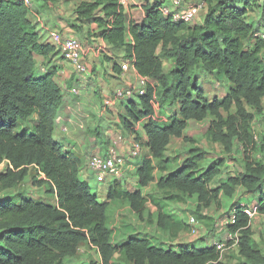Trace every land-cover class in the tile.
I'll return each instance as SVG.
<instances>
[{
	"label": "trees",
	"instance_id": "16d2710c",
	"mask_svg": "<svg viewBox=\"0 0 264 264\" xmlns=\"http://www.w3.org/2000/svg\"><path fill=\"white\" fill-rule=\"evenodd\" d=\"M65 1L74 4L81 25H95L97 38L113 48H124L122 62H131L145 83L143 95L118 101L123 104V113L116 126L137 141L145 136L143 147L152 160L163 165L160 171L168 172L157 181V189L170 193L168 199L196 198L201 207L217 202L219 196L232 200L238 188L257 196L256 203L263 202L264 164L253 161L251 154L264 147V137L258 146L251 127L263 115L264 42L255 35L264 32L260 31L264 4L257 0H203L204 20L190 26L163 15V1L159 0L142 6L138 21L126 18L128 9L121 0ZM46 3L33 0L32 7L27 8L12 0H0V166L4 165L0 195L21 185L29 167H35L44 177L38 184H47L55 196L52 206L0 199V264H63L83 245L95 248L102 264H112L116 255L129 264H223L215 245L174 251L157 247L147 238L132 237L118 246L111 243V231L106 226L108 203H126L132 213L141 216L146 201L139 190L128 192L113 183L106 201L99 202L89 184L80 179L79 158L63 151L53 139L64 106V93L55 80V66H51V58L58 57V52L41 42L29 20L32 11L39 14L46 10ZM255 6L259 20L250 23L247 16ZM35 56L46 61L44 73L37 72ZM164 59L173 65L167 73L163 71ZM119 67L114 65L116 71ZM87 69L88 75L83 76L88 78ZM199 71L226 81L231 86L226 96L209 102L199 88ZM73 86L78 90L77 84ZM164 103L178 107L177 117H168L169 122L155 119V106L163 108ZM232 107L234 113H230ZM32 116L36 119L29 130ZM210 117L214 122L209 123L208 135L224 151L241 153L242 171L222 177L225 162L221 159L200 171L197 162L201 155L172 170L165 157L171 139H179L189 122ZM145 119L149 122L137 131L136 126ZM101 120L105 119L98 116L95 123ZM151 159L142 160L137 168L139 188L154 181ZM237 205H231L229 214ZM154 206L159 229L172 235L184 229L163 212L162 205ZM259 213L264 215V203ZM251 226L249 218L237 211L226 227L227 234L235 237L227 246L231 242L237 245L241 264H264V253L252 238Z\"/></svg>",
	"mask_w": 264,
	"mask_h": 264
},
{
	"label": "rangeland",
	"instance_id": "374dc122",
	"mask_svg": "<svg viewBox=\"0 0 264 264\" xmlns=\"http://www.w3.org/2000/svg\"><path fill=\"white\" fill-rule=\"evenodd\" d=\"M153 1L129 0V3L134 5L132 7L128 6V2L125 4L122 3L123 6L128 9L126 18L128 20L133 19L138 21L142 15L140 5H146ZM257 2H259V5L264 4V0H257ZM59 6H61V8ZM130 9L133 10L128 16ZM33 12L34 11H32L31 14L34 15L35 12ZM37 15H39V22L36 26L38 29H42L44 33L53 30L60 32L65 31L67 34L75 33L76 37H78L82 44L84 52L86 46H88L95 51L94 53H96L98 57L97 59L100 61L106 62L107 59H109L106 55L110 54L111 51L104 48L99 41L96 40L97 36L93 31L88 30V26L91 24L81 25L77 21L74 12V5L68 6L59 2L58 7L56 6L55 9L53 8L51 11H48L46 8V10L41 11V13ZM259 16V9L255 6L253 12L248 13L247 21L250 23H257ZM29 19L32 20L33 17L30 16ZM193 23L194 22L189 25L194 26ZM75 26H81V29L76 30V28H74ZM260 31H264V24L260 28ZM84 54L87 56L86 52ZM113 59L116 61L115 63L120 64L118 58L114 57ZM262 59L264 61V53L262 54ZM109 61L112 60L109 59L108 62ZM163 61V71L167 73L171 70L172 62L169 60ZM58 62L59 60H57V63ZM36 63L37 72L44 73L47 70V64L45 61L39 60V62ZM53 65L54 63L51 66L54 67ZM61 68H59V70L63 71ZM93 69L96 70L95 68ZM94 70L91 71L93 74ZM101 70L102 72L100 75H93L91 73V76L87 78L75 75L71 68L66 67L67 72L64 70L63 74L56 79L61 90H65L62 91L66 99L64 100L63 109L59 112L60 118L56 122L57 125L55 126L54 139H56V142L60 145L63 151L69 152L79 158L80 179L89 184L90 192L96 195L99 202L105 201L108 188L113 185V183L121 184V187L125 191L134 192L139 190L142 193L146 205L144 213L141 216L132 213L126 203L118 201L108 203L106 226L111 231V243L114 246H118L132 237L147 238L151 244L157 247L174 251L186 246L198 249L207 247L208 245L221 244L224 245V249L221 252L222 263L241 264L243 260L238 255L237 245L234 242H231L232 244L227 246V242L233 237H230V235L227 234V226L224 225V222L231 216V213L229 214V212L232 204H253L255 203L254 199H256L257 196L248 194L243 189L238 188L232 200L219 196L217 202H212L207 207L199 206L196 198L186 199L173 197L172 199H168L171 195L170 193L157 189V181L162 177H166L168 172L162 173L160 168L163 165L152 160L149 154L148 157L151 159L154 166V181L147 187L139 188L136 171L141 161L144 160L142 156L145 152L144 150L141 153V156L135 160L132 168L127 171L121 179L107 178L103 183H97L96 177L88 168L89 159L94 155L105 153V151L112 146V141L115 140L118 134L115 135V131L118 132L120 130L117 127L112 128L111 125H115L113 120L119 119L123 113L122 106L119 102H117L114 107L116 112L114 111L110 113V111L104 109V100L106 99L110 101L112 99L111 96H102L104 94H102L104 86H108V80H110V78L108 79V77H106L109 73V66H106V68H102ZM134 78L136 79L135 82L130 83L127 81V83L131 85L129 88H132L133 90L144 88L145 83L142 82V84L135 76ZM197 80L199 88L209 102L215 99L221 100L224 98L231 87L226 81H219L213 75L205 74L200 71L198 72ZM125 82L126 81L123 79V84H125ZM64 84H66V88H64ZM76 84L78 87V94L73 95L69 89ZM82 85H86V88H82ZM168 105L169 103H164L163 108L159 107L160 105L155 106V119L161 122H169L168 117L174 115L177 117L178 107L172 105L173 107L170 108ZM262 107L263 115L261 117L259 116L251 127L252 132L256 135L255 139L258 142V146L261 145L260 141H262L264 137V101ZM234 111L235 108L232 107L230 113H234ZM106 112L110 117L108 122L101 120L98 121V123H95L98 116L106 119L104 114ZM226 115V113H222L223 117H226ZM65 116H67V118L64 121L62 120V117ZM35 119V116L29 118L27 126L29 130L34 124ZM70 120L75 124V127L64 131L63 129L67 128ZM211 122H214V119L211 117L202 122H189L179 139H171L166 149L165 157L169 160L172 170L184 167L186 161L193 159L194 155H201L202 160L197 162L200 171L205 170L218 159L225 162V166L221 168V175L223 172L222 177L224 175L226 176L227 173L233 175L234 173L242 171L243 164L241 159L243 157L241 153L239 151L231 153L224 151L223 147L218 143H215L211 139V136L208 135L209 123ZM137 131L141 130L139 129ZM119 134L124 135L123 133ZM142 136L144 135L142 134ZM119 149L120 147H118V150ZM251 159L255 162H262L264 164V147L262 149L257 148L254 153L251 154ZM3 169L4 165H1L0 171ZM41 180H43V178L38 175L36 168L29 167L28 177L25 181L16 188L2 193L0 199L11 200L14 204H18L19 201L22 200H31L36 203H44L51 206L55 205V198L53 194L50 193L49 186L47 184H38ZM154 203L162 205L164 207L163 212L169 215L175 222L180 223L184 229L176 232L175 235L159 229L156 226L157 208L154 206ZM192 219L195 221L193 225L191 224ZM251 229L253 240L264 253V219L261 217L255 219ZM63 264L102 263L98 251L95 248L83 245L80 247L74 258L65 260ZM112 264L129 263L124 257L116 255L113 258Z\"/></svg>",
	"mask_w": 264,
	"mask_h": 264
},
{
	"label": "built area",
	"instance_id": "2783aa9c",
	"mask_svg": "<svg viewBox=\"0 0 264 264\" xmlns=\"http://www.w3.org/2000/svg\"><path fill=\"white\" fill-rule=\"evenodd\" d=\"M15 3L23 4L27 8L32 7L33 0H12ZM123 0H121V4ZM204 8V1L202 4L194 6H184L183 0H165L161 7L163 15L169 16L174 21L183 22L186 24H191L195 21L196 17ZM255 37L260 38L264 42V33H257ZM47 44L51 45L58 56L73 70V72L81 74L82 76L88 75L87 65L84 61V51L81 42L75 38L72 34H65L57 30L49 31L47 35ZM135 73L132 68L131 62H124L121 64V73L122 76L127 75L128 73ZM142 83V81H141ZM143 84V83H142ZM129 85H126L124 89L116 91L113 95L116 101L128 100L131 97L136 95L141 96L144 93V88L139 90H133L129 88ZM73 95H77V90L73 87L70 89ZM105 106H109L111 102L105 101ZM65 131V129H63ZM120 130V129H119ZM118 133L115 140L112 142V146L107 149L105 153L94 155L89 159L88 168L96 177L98 183H103L107 178L121 179L124 174L129 171L136 159L141 156V153L144 150V143L146 142L145 136H142L140 141L135 139V136H127L121 130L116 132ZM119 133H123L119 134ZM144 140V141H143ZM118 147L120 149L118 150ZM44 178V177H42ZM264 203H253L245 204L239 203L231 211V216L224 222V225L227 226L234 219V215L237 211H241L245 214L251 225L255 219L259 217L264 219V215L259 213V208ZM195 223L194 219L191 220V224ZM232 237V236H230ZM233 237L230 241H234ZM217 250L221 251L224 249V245L215 244Z\"/></svg>",
	"mask_w": 264,
	"mask_h": 264
},
{
	"label": "crops",
	"instance_id": "0c3cea01",
	"mask_svg": "<svg viewBox=\"0 0 264 264\" xmlns=\"http://www.w3.org/2000/svg\"><path fill=\"white\" fill-rule=\"evenodd\" d=\"M58 1V2H57ZM153 1V0H150V2ZM159 1H165V0H159ZM59 2H62L63 5H74L72 2H67L65 0H47V3L45 4L46 5V8L48 11H51L53 8L55 9L56 6L58 7L59 5ZM128 2V6L129 7H132L134 5H132L131 3H129V0H123V4L127 3ZM149 2V1H148ZM203 3V0H183V5L184 6H194V5H198V4H202ZM58 4V5H57ZM145 5V4H143ZM142 4L140 5L141 7L143 6ZM61 8V6H59ZM133 9H130L129 12H128V16L129 14H131ZM44 11V10H43ZM34 13V12H33ZM60 13V12H59ZM205 14H206V6L204 4V8L202 9V11L199 13V15L196 17L195 21H194V25L196 24H201L204 20V17H205ZM37 13L35 12L34 15L30 14V16L33 17V19H29L30 22L32 23V25L35 26L36 28V31L41 39V42L42 43H47V35L49 33V31L47 32H43L42 29H38V27L36 26V24L39 22V15H37ZM38 18V19H37ZM88 30H91L93 32H98V30L96 29L95 25H89L88 26ZM62 33H65L67 34L65 31ZM96 40L99 41V43L106 49L110 50V54H107V58H109L110 60L112 61H109V59H107L106 62H103V61H100L99 59H97V55L96 53H94L95 51H93L92 48L86 46L85 48V52L87 54V56L84 54V61H85V64L87 65V67L89 68V71H90V74L92 73L91 71L94 70L93 68H95L96 70H94V74L93 75H100L101 72H102V68H106V66H109V73L106 75V77H108V79L110 78V80H108V86H104V89L102 91V96H111V100H104V103L105 101H109L111 102V104L107 107L105 106L104 104V109L106 111H110L111 112H116V110H114V107H115V104L118 102L114 99L113 95L116 91L120 90V89H124L126 87L127 84V81H129L130 83L131 82H135L136 79L134 78V76L136 78H138V81H142L141 79H139V77L136 75V73H128L127 75H124L122 76V73H121V64L123 63V57H124V48H113L111 46H108L106 45L103 41H101L99 38H97ZM84 52V53H85ZM114 57L118 58L119 59V63H115L116 61L113 59ZM35 59V62H39L40 61H45L42 57L40 56H35L34 57ZM57 60H59V62L57 63ZM114 60V61H113ZM165 60V59H164ZM46 62V61H45ZM51 62L52 64L54 63V66H55V72H56V77H55V80L61 75L63 74L64 70L66 71V67H69L62 59H60V57H53L51 58ZM37 64V63H36ZM51 64V65H52ZM114 65L116 66H120V70L116 71L114 69ZM162 65L164 66V61L162 60ZM113 66V67H112ZM62 67V68H61ZM173 65L171 66V69H172ZM59 68H61L63 71H60ZM70 68V67H69ZM164 69V68H163ZM67 72V71H66ZM71 72V71H70ZM133 74V75H132ZM123 79L126 81L125 84H123ZM110 81V82H109ZM143 82V81H142ZM104 84V83H103ZM120 85V86H119ZM112 87V88H111ZM64 88H66V84H64ZM103 88V87H102ZM63 90V89H62ZM111 90V91H110ZM65 91V90H63ZM110 91V92H109ZM67 92V91H66ZM66 99V97H64V100ZM121 104V103H120ZM122 106V109H123V104H121ZM113 107V108H112ZM105 114V117H106V121L108 122V119L110 118L109 115L106 113ZM113 115V114H112ZM67 116L64 117V121L66 120ZM118 121L119 119H115L113 120V123L115 125H111L112 128L114 127H117L116 125L118 124ZM149 122L148 119H145V120H142L137 126H136V130H141L143 126H145L147 123ZM67 125V124H66ZM89 125V123H88ZM73 127H75V124L70 120L69 121V125H67V128H64L65 131L66 130H70V129H73ZM71 132V131H70ZM53 139H54V134H53ZM56 141V139H54ZM144 153L142 154L143 158L144 159H149L148 157V154H149V151L147 148L144 149ZM150 156V154H149ZM54 196V195H53ZM55 198V196H54ZM106 201V200H105ZM104 201V202H105Z\"/></svg>",
	"mask_w": 264,
	"mask_h": 264
},
{
	"label": "clouds",
	"instance_id": "9594fccd",
	"mask_svg": "<svg viewBox=\"0 0 264 264\" xmlns=\"http://www.w3.org/2000/svg\"><path fill=\"white\" fill-rule=\"evenodd\" d=\"M144 149H145V147H144ZM106 152V151H105ZM102 154V153H101ZM139 167V166H138ZM44 179V178H43ZM98 183V182H97ZM98 184H101V183H98ZM247 204V203H246ZM233 209V208H232Z\"/></svg>",
	"mask_w": 264,
	"mask_h": 264
}]
</instances>
